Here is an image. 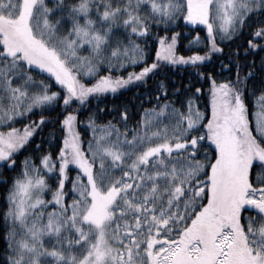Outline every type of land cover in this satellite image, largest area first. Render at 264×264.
Segmentation results:
<instances>
[{"label": "snow or ice", "instance_id": "snow-or-ice-1", "mask_svg": "<svg viewBox=\"0 0 264 264\" xmlns=\"http://www.w3.org/2000/svg\"><path fill=\"white\" fill-rule=\"evenodd\" d=\"M0 187V264H264V0H0Z\"/></svg>", "mask_w": 264, "mask_h": 264}, {"label": "trees", "instance_id": "trees-1", "mask_svg": "<svg viewBox=\"0 0 264 264\" xmlns=\"http://www.w3.org/2000/svg\"><path fill=\"white\" fill-rule=\"evenodd\" d=\"M174 30H176V31H184L182 29H174ZM190 30H191V28L188 29V31H190ZM196 31H200V28H196ZM203 34L204 33L201 32V35H203ZM188 39H191V37H188ZM186 43H187V41L182 37V39H181V52H182V54H185V55L189 54L188 52L183 50V45H185ZM228 47H229L228 45H225V51L228 50ZM232 47H234V45H232ZM128 70H131V69H128ZM167 75L173 76L175 78V80L178 81V82L181 81V80H184L185 83L187 82L186 78L188 76V73H187L186 70L182 71L179 68L169 66V70L167 72H165L160 78L163 79L164 76H167ZM151 86H152V80H149L148 87H151ZM139 91L140 92H144L145 88L143 86H141L139 88ZM136 93H137V89L136 88H132L130 91L125 92L124 96H122L120 99L121 100L131 99L133 97V95L136 94ZM108 102L109 103L112 102V97L111 96L108 98ZM117 102H119V101H117ZM44 131H45V133H47L48 129L45 128ZM81 131L82 132L84 131L83 128H81ZM85 135H86V133H85ZM21 159H22V157H21ZM0 193H2V187H0Z\"/></svg>", "mask_w": 264, "mask_h": 264}]
</instances>
